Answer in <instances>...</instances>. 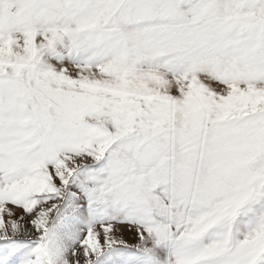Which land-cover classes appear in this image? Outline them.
Returning a JSON list of instances; mask_svg holds the SVG:
<instances>
[{"label": "snow or ice", "instance_id": "6c2138e0", "mask_svg": "<svg viewBox=\"0 0 264 264\" xmlns=\"http://www.w3.org/2000/svg\"><path fill=\"white\" fill-rule=\"evenodd\" d=\"M0 264H264V0H0Z\"/></svg>", "mask_w": 264, "mask_h": 264}]
</instances>
